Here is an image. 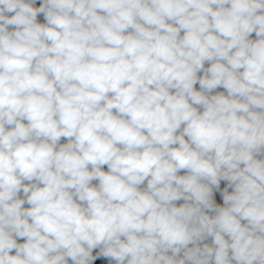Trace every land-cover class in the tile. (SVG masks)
I'll return each mask as SVG.
<instances>
[{"label": "clouds", "instance_id": "obj_1", "mask_svg": "<svg viewBox=\"0 0 264 264\" xmlns=\"http://www.w3.org/2000/svg\"><path fill=\"white\" fill-rule=\"evenodd\" d=\"M34 3L0 0V264H264V0Z\"/></svg>", "mask_w": 264, "mask_h": 264}, {"label": "trees", "instance_id": "obj_2", "mask_svg": "<svg viewBox=\"0 0 264 264\" xmlns=\"http://www.w3.org/2000/svg\"><path fill=\"white\" fill-rule=\"evenodd\" d=\"M129 31H131V30H129ZM183 34L184 33H183V30H182L180 35L183 36ZM207 62L208 61H205V63H204V69H206ZM197 75L198 76H203L204 75V70L202 69L201 71H199L197 73ZM198 110L202 111L203 109H202V107H200V108H198ZM181 130H182V128H181ZM186 139H187V137H186ZM102 170L108 171L107 165L102 166ZM186 174H187L186 170H181L178 173V175H186ZM91 184H92V186H98L99 181L98 180H93L91 182ZM146 187H147V181H145L144 184L140 185L141 190L146 189ZM217 198H218V194H217L216 191L213 190L214 202L216 201ZM175 203H176L177 206H180L181 204L185 203V201L183 199H181L179 201H176ZM215 204H216V202H215ZM224 206L225 205L223 204L221 207H224ZM207 214L210 215V216H214L215 212L214 211H207ZM241 222H242V224H246L247 223V221H244V220H242ZM225 238L228 239L227 236ZM24 239L26 240V238H24ZM198 244H199L200 247H203L204 244H208L209 246H213V238L212 237H206L204 240L199 241ZM194 246L195 245H192V244L189 245V247H194ZM99 251H100L99 248L94 249L93 250V256H97ZM168 255H171V251L168 252ZM177 258L178 259L179 258H183V250L181 251V253L179 254V256ZM68 264H73V262L71 261L70 258H68ZM92 264H116V261L115 260H111L110 258H105V257L100 256L98 259L94 260L92 262ZM213 264H214V261H213ZM233 264H235V261H233Z\"/></svg>", "mask_w": 264, "mask_h": 264}, {"label": "crops", "instance_id": "obj_3", "mask_svg": "<svg viewBox=\"0 0 264 264\" xmlns=\"http://www.w3.org/2000/svg\"><path fill=\"white\" fill-rule=\"evenodd\" d=\"M43 2V0H35V3L33 4V6L34 7H39L40 5H41V3ZM215 7V6H214ZM14 13H6V15H13ZM37 22L38 23H46V20H45V18H44V15L41 13V14H38V16H37ZM12 30H14V26H9V31H12ZM249 39H251V40H255V39H257V37H256V35H255V32H253L252 34H250V36H249ZM211 61H208L207 62V64H206V69L207 68H209L210 66H211ZM194 87H195V89L197 90V91H200L201 89H200V86H199V83L197 82V84L196 85H194ZM220 93H223L224 95H227L228 93H227V90L226 89H224L222 86H219V87H217L216 89H213L212 91H210V92H208V93H206L207 95H209V96H212V95H217V94H220ZM197 108H200L201 106H196ZM25 123H27V121H25ZM8 127H11V126H8ZM68 141H67V138H61V140L59 141V144H65V143H67ZM59 146V145H58ZM256 155V158L257 159H264V148H262L261 149V151L259 152V153H256L255 154ZM25 183H30V182H28V181H25ZM220 188L222 189H225V188H227V191L228 192H231V191H233V187H231V186H229L228 185V182L227 181H224V180H222L221 181V184H220ZM214 189H216V188H214ZM20 198L21 199H24L25 197H24V194H23V192L21 191L20 192ZM216 205H217V202H218V200L216 199ZM23 207H25V208H27V207H30V205H28L27 203H25L24 205H23Z\"/></svg>", "mask_w": 264, "mask_h": 264}, {"label": "rangeland", "instance_id": "obj_4", "mask_svg": "<svg viewBox=\"0 0 264 264\" xmlns=\"http://www.w3.org/2000/svg\"><path fill=\"white\" fill-rule=\"evenodd\" d=\"M214 191H216L217 192V194H218V198H217V200H218V202H217V206H219V207H221L224 203H223V199H222V195H221V193L223 192V188L221 189V188H219V189H213Z\"/></svg>", "mask_w": 264, "mask_h": 264}, {"label": "built area", "instance_id": "obj_5", "mask_svg": "<svg viewBox=\"0 0 264 264\" xmlns=\"http://www.w3.org/2000/svg\"><path fill=\"white\" fill-rule=\"evenodd\" d=\"M19 195V198H20V193L18 194ZM17 239V243H24L25 242V239L24 238H16ZM11 254H15V252L13 251V253Z\"/></svg>", "mask_w": 264, "mask_h": 264}]
</instances>
